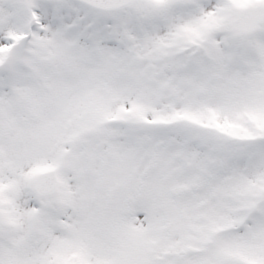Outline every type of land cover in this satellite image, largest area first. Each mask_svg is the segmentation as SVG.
<instances>
[{
  "label": "snow or ice",
  "instance_id": "1",
  "mask_svg": "<svg viewBox=\"0 0 264 264\" xmlns=\"http://www.w3.org/2000/svg\"><path fill=\"white\" fill-rule=\"evenodd\" d=\"M0 264H264V0H0Z\"/></svg>",
  "mask_w": 264,
  "mask_h": 264
}]
</instances>
